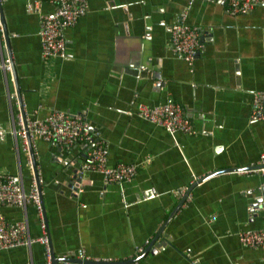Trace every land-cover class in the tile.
Here are the masks:
<instances>
[{
	"label": "crops",
	"instance_id": "obj_1",
	"mask_svg": "<svg viewBox=\"0 0 264 264\" xmlns=\"http://www.w3.org/2000/svg\"><path fill=\"white\" fill-rule=\"evenodd\" d=\"M29 2L0 0L9 45L0 24V174H21L26 191L37 184L52 257L132 259L154 239L180 189L218 169L243 168L197 182L154 241L166 245L127 264H264V249L244 246L237 235L264 228V207L248 214L264 176L246 171L264 153V120L249 117L253 92L264 89V4L232 15L223 0H87V12L65 30V58L42 59L39 17ZM51 8L40 0V11ZM181 12L200 32L192 63L169 43ZM168 101L183 107L191 132L171 134L137 112L139 104ZM52 110L82 114L108 144L109 164L133 163L135 177L105 183L88 173L75 196L68 183L86 144L64 149L41 138L31 145L33 167L14 134L18 115ZM1 211L39 236L32 205ZM0 264H46L44 247L0 249Z\"/></svg>",
	"mask_w": 264,
	"mask_h": 264
},
{
	"label": "built area",
	"instance_id": "obj_2",
	"mask_svg": "<svg viewBox=\"0 0 264 264\" xmlns=\"http://www.w3.org/2000/svg\"><path fill=\"white\" fill-rule=\"evenodd\" d=\"M52 4L51 10L40 11V0H30L28 10L36 11L39 17L38 35L40 38L41 58H65L66 36L65 30L74 26L88 9L87 0H47ZM191 1V0H190ZM214 2L217 0H204ZM227 13L245 14L258 5L264 4V0H223ZM200 32L197 26L191 25L186 20V13L181 12L169 29V43L172 52L179 58L192 63L200 47ZM137 112L143 119L158 124L169 133L176 131L191 132V125L184 115L183 107L172 101L157 106L139 104ZM250 119L253 121L264 120V89L256 90L252 95V110ZM14 134L21 139L23 151L30 154L31 145L35 138L58 145L64 149H70L79 143L88 145L81 167L68 183L69 190L75 196H79L83 190L82 176L88 173H98L105 183L126 182L132 180L137 173V166L133 163L108 162V144L101 137L93 135L84 116L80 113L68 114L62 110H52L44 117L18 115V125L14 128ZM4 138V130L0 129V139ZM31 158V157H30ZM264 176V153L260 154L256 166L246 170ZM185 189L178 193L181 197ZM189 193L186 199H190ZM32 205L35 208L40 234L30 237L27 234L26 220L15 223L7 222L2 214L4 206H19L25 208ZM258 202L248 206V214L252 217L259 208ZM240 243L249 248L264 249V228L246 229L238 234ZM37 242L44 247L46 264L52 263V253L49 245L47 224L44 216L41 193L35 182L26 191L21 174H0V249H6L19 245H29ZM78 257L89 259L80 252ZM95 261H108L107 259H92ZM54 264H83L70 263L60 260ZM194 264V263H193Z\"/></svg>",
	"mask_w": 264,
	"mask_h": 264
},
{
	"label": "water",
	"instance_id": "obj_3",
	"mask_svg": "<svg viewBox=\"0 0 264 264\" xmlns=\"http://www.w3.org/2000/svg\"><path fill=\"white\" fill-rule=\"evenodd\" d=\"M0 24H1L3 36H4V39H5V44L7 45L6 49L9 51V49H8V47H9V45H8V32L6 31L5 22H4V16H3V13L1 11V7H0ZM9 62H10L12 74L15 77V71H14L13 66L11 64L10 58H8V63ZM15 83H16V81H15ZM30 157H31L32 166L34 167L35 163H34V159H33V155H32V150L30 151ZM247 168H249V167H247ZM240 169H243V168H223V169H218V170L213 171L212 173H209L208 175H206V176L198 179L194 184H192L190 187H188L186 189V191H185L184 196L180 198V200L178 201V203L175 205V207L169 213L167 219L165 220V222L163 223V225L160 227V229L157 232V234L155 235L154 239L145 247V249L138 256H135L132 259H129V260H126V261H121V260L120 261H103V260L95 261V260H85V259H78V258H67V259H64V258H62V259L60 258L59 259L58 258V259L59 260H69V261H72V262H82V263H85V264H127V263H131V262L138 261L139 259H141L145 255H147L148 253L149 254L156 253L158 251V249L161 248V246L166 245V241H162L160 244H155V245H154V243H155L154 241L158 238V236L160 235V233L162 232V230L165 228L166 224L171 219V217L176 212V210L182 205V203L184 202V199H185L186 195L189 193V191L191 190V188L197 182H200V181L204 180L205 178L210 177L213 174H217V173L225 172V171L240 170ZM258 190H259V192L261 194H260L259 197H257L256 202H258V204H259L260 207H264V186L263 187H260V189H258ZM164 237L166 239H168L167 238V235H164ZM58 259L53 256L52 257L53 264L55 262H57Z\"/></svg>",
	"mask_w": 264,
	"mask_h": 264
},
{
	"label": "trees",
	"instance_id": "obj_4",
	"mask_svg": "<svg viewBox=\"0 0 264 264\" xmlns=\"http://www.w3.org/2000/svg\"><path fill=\"white\" fill-rule=\"evenodd\" d=\"M88 147V145H86Z\"/></svg>",
	"mask_w": 264,
	"mask_h": 264
},
{
	"label": "bare ground",
	"instance_id": "obj_5",
	"mask_svg": "<svg viewBox=\"0 0 264 264\" xmlns=\"http://www.w3.org/2000/svg\"><path fill=\"white\" fill-rule=\"evenodd\" d=\"M53 263V262H52ZM56 263V262H55Z\"/></svg>",
	"mask_w": 264,
	"mask_h": 264
}]
</instances>
